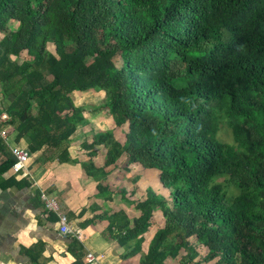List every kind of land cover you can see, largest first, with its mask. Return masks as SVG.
Returning <instances> with one entry per match:
<instances>
[{
  "label": "trees",
  "instance_id": "obj_1",
  "mask_svg": "<svg viewBox=\"0 0 264 264\" xmlns=\"http://www.w3.org/2000/svg\"><path fill=\"white\" fill-rule=\"evenodd\" d=\"M88 91L103 93L99 108L122 138L114 128L93 134L90 155L95 145L106 153L101 168L82 163L87 175L137 166L159 185L132 202L118 190L132 219L98 217L122 258L264 264V0H0V93L27 150L70 161L69 142L87 123L73 95ZM223 124L241 165L231 197L216 180ZM13 161L5 155L0 176ZM96 189L112 201L115 191ZM76 242L71 250H83Z\"/></svg>",
  "mask_w": 264,
  "mask_h": 264
},
{
  "label": "crops",
  "instance_id": "obj_2",
  "mask_svg": "<svg viewBox=\"0 0 264 264\" xmlns=\"http://www.w3.org/2000/svg\"><path fill=\"white\" fill-rule=\"evenodd\" d=\"M94 94L98 93L75 92L73 95L76 105L85 109L87 123L79 126L73 134L68 146L71 159L67 162L58 161L56 156L44 150L29 152L26 140L17 139L15 126L10 123L11 116L6 111L8 119L0 122V139L5 147L0 152V162L5 155H11L14 146L24 147L29 158L24 171L14 174L10 167L0 176V264H76L78 257L83 264H90V253L94 254L95 264H139V254L122 258L124 249L105 231L108 221L98 217L106 211L110 214L122 210L132 219L138 213L118 190L127 191L128 201H137L142 199L149 186L159 192V185L153 171H143L137 166H130L129 171L120 166L105 168L107 176L100 180L84 171L82 163L89 161L101 168L106 153L104 145H95L96 153L92 156L91 149L85 144L92 141L94 133L114 128L108 125L109 122L107 126L102 123L106 116L111 118L107 109L99 108L102 101L93 107L88 106L92 104ZM2 105L4 107V100ZM117 175L122 178L121 182L111 185ZM135 177L138 178L132 185ZM98 182L115 191L112 201L96 198ZM135 187L138 189L131 195ZM42 197L53 200L58 211L48 210ZM59 215L68 219L72 229L68 235L59 230ZM160 219V213L154 212L142 244L144 252L161 224ZM73 240L81 244L83 250L73 252L70 248ZM178 259H168L166 264H178Z\"/></svg>",
  "mask_w": 264,
  "mask_h": 264
},
{
  "label": "rangeland",
  "instance_id": "obj_3",
  "mask_svg": "<svg viewBox=\"0 0 264 264\" xmlns=\"http://www.w3.org/2000/svg\"><path fill=\"white\" fill-rule=\"evenodd\" d=\"M11 27L13 28L14 25H11ZM48 48L51 52H53L54 48H53V46H51V44L48 45ZM102 95H103V93L102 94L101 93L94 94L95 97L92 100V104H90L88 106L93 107L96 104H98V102L102 101V98H103ZM76 98H78V96H76ZM89 116H91V115H89ZM102 123L105 124V126H107V123H108V125L110 124L111 126H114L112 119L108 118L107 116L105 117V120ZM119 130H121V129H117L114 127L115 135L118 138H119V136H122V132H119ZM116 131H118V132H116ZM229 132L230 131H229L228 127L225 124H223L220 126L219 131L217 133V137L221 141V144H222V156L220 158V163L218 164L216 180L219 183H222L224 186H226L227 193L231 197V196H234L237 194V189L235 187V175L240 171L241 165L238 163L237 158H236L235 153H234V150H233V147L231 146L232 140H231V136H230ZM136 172H138V171H136ZM115 177L116 176H114V178ZM117 177H118V175H117ZM117 177L115 180L112 179L111 185H114V184L121 182L122 178L121 177L117 178ZM165 193H167V191Z\"/></svg>",
  "mask_w": 264,
  "mask_h": 264
},
{
  "label": "built area",
  "instance_id": "obj_4",
  "mask_svg": "<svg viewBox=\"0 0 264 264\" xmlns=\"http://www.w3.org/2000/svg\"><path fill=\"white\" fill-rule=\"evenodd\" d=\"M7 119L8 114L2 105V97L0 96V122H5ZM11 156L14 159L11 171L14 174L24 171L25 166L28 163L29 152L24 147L14 146L11 148ZM43 200H45L44 206H46L48 210L54 212L58 211L57 205L53 200H47L45 198ZM59 230L65 235L72 232L67 217L59 215ZM88 256L90 264H95L94 254L90 253Z\"/></svg>",
  "mask_w": 264,
  "mask_h": 264
}]
</instances>
